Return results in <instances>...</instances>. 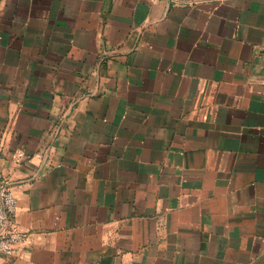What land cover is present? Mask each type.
<instances>
[{
    "label": "crops",
    "instance_id": "crops-1",
    "mask_svg": "<svg viewBox=\"0 0 264 264\" xmlns=\"http://www.w3.org/2000/svg\"><path fill=\"white\" fill-rule=\"evenodd\" d=\"M0 264H264V0H0Z\"/></svg>",
    "mask_w": 264,
    "mask_h": 264
},
{
    "label": "built area",
    "instance_id": "built-area-1",
    "mask_svg": "<svg viewBox=\"0 0 264 264\" xmlns=\"http://www.w3.org/2000/svg\"><path fill=\"white\" fill-rule=\"evenodd\" d=\"M17 198L5 177L0 173V254L12 255L25 236L14 223Z\"/></svg>",
    "mask_w": 264,
    "mask_h": 264
}]
</instances>
